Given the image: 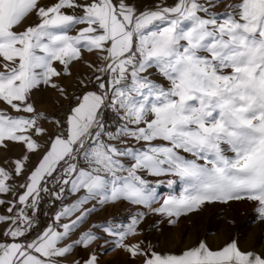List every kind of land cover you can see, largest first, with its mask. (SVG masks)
I'll return each instance as SVG.
<instances>
[{
	"label": "snow or ice",
	"instance_id": "snow-or-ice-1",
	"mask_svg": "<svg viewBox=\"0 0 264 264\" xmlns=\"http://www.w3.org/2000/svg\"><path fill=\"white\" fill-rule=\"evenodd\" d=\"M222 3L0 0V148L23 149L0 165V264H68L77 248L70 264H102L97 241L132 264H264L236 239L161 251L144 236L215 204L251 203L264 224V0ZM46 88L69 101L62 119L36 107ZM44 196L59 207L32 235Z\"/></svg>",
	"mask_w": 264,
	"mask_h": 264
},
{
	"label": "rangeland",
	"instance_id": "rangeland-1",
	"mask_svg": "<svg viewBox=\"0 0 264 264\" xmlns=\"http://www.w3.org/2000/svg\"><path fill=\"white\" fill-rule=\"evenodd\" d=\"M42 2L51 3L53 0H42ZM132 2L139 6H146L150 5L153 0H132ZM173 2L174 0H167L168 4H172ZM233 2L234 0H224V3L220 4L216 11L220 12L226 10L227 5H231ZM32 22H34V19L29 21V23ZM85 56L88 61L96 60L95 56L88 55L87 53H85ZM72 73V78L63 81L68 90L78 89L77 81L82 74H88L89 69L83 64L78 63L72 68ZM39 93L49 102H56L62 99L57 92L51 88H46ZM160 191L167 195L170 190L164 187L160 189ZM180 191L181 185L177 183L175 186V194H179ZM58 207L59 204L57 202L56 208L53 211L50 212V210L45 209L44 217L49 216L46 225L51 223V217ZM127 211V209L122 210L118 206L108 208L94 215L88 224L84 225V229H87L91 224L97 221L112 220L113 217L123 218L127 215ZM156 219L159 218L150 217L146 227L150 226L152 221ZM37 221L40 222L38 217ZM84 229H81V231ZM144 236L153 244L157 245L161 251H179L182 248L194 245L200 240H206L214 247H219L229 239H236L239 242L240 237L249 240L246 246L240 244L242 247L264 251V248L261 249V247L264 246V224L260 221L254 205L247 202L207 206L198 214H193L187 218H181L180 222L174 227L161 224L159 225V230L146 231ZM93 248L97 250L102 264H132L129 255L119 248L113 251L111 243L104 245L103 241H97L96 244L93 245ZM105 248L108 249L107 254H105ZM80 251L81 250L77 248V256L68 257V264L79 256ZM84 255H87V252H85Z\"/></svg>",
	"mask_w": 264,
	"mask_h": 264
},
{
	"label": "crops",
	"instance_id": "crops-1",
	"mask_svg": "<svg viewBox=\"0 0 264 264\" xmlns=\"http://www.w3.org/2000/svg\"><path fill=\"white\" fill-rule=\"evenodd\" d=\"M62 100L64 99H60L56 102H49L47 99H44L39 92H37L34 96L35 105L42 112L50 111L53 107H55ZM5 107L6 106L4 104L0 103V108H5ZM49 129L54 131V126L50 127ZM9 148H10L9 151H5L3 148H0V165H3L6 159L14 160L23 154V149L17 145H9ZM38 159H39L38 156H36V158L35 156L32 157L31 164H29L28 166L29 169H31V167L36 164ZM18 183H23V177L20 178V181ZM0 211H2V209H0Z\"/></svg>",
	"mask_w": 264,
	"mask_h": 264
},
{
	"label": "built area",
	"instance_id": "built-area-1",
	"mask_svg": "<svg viewBox=\"0 0 264 264\" xmlns=\"http://www.w3.org/2000/svg\"><path fill=\"white\" fill-rule=\"evenodd\" d=\"M69 93L71 95H76L79 93V90L78 89H71V90H69ZM71 103H75V101L73 100ZM68 107H69V101L64 99L62 102L58 103L55 107H53L50 111L43 112V113L49 114L52 118L62 119L64 117L65 112L68 110ZM52 126L53 125L51 124L50 121L44 123L45 128H50Z\"/></svg>",
	"mask_w": 264,
	"mask_h": 264
},
{
	"label": "trees",
	"instance_id": "trees-1",
	"mask_svg": "<svg viewBox=\"0 0 264 264\" xmlns=\"http://www.w3.org/2000/svg\"><path fill=\"white\" fill-rule=\"evenodd\" d=\"M49 198L47 196H44L41 205L37 211V217L40 220V222L37 223V227L35 229V231L33 232L32 235H35L37 233H39L45 226H46V222L48 221L49 216H45L44 217V211L45 209L53 211L56 208V203H49Z\"/></svg>",
	"mask_w": 264,
	"mask_h": 264
},
{
	"label": "bare ground",
	"instance_id": "bare-ground-1",
	"mask_svg": "<svg viewBox=\"0 0 264 264\" xmlns=\"http://www.w3.org/2000/svg\"><path fill=\"white\" fill-rule=\"evenodd\" d=\"M219 205V204H218ZM218 209V208H217ZM249 219H251V218H249ZM253 219V218H252ZM256 225H257V223H256ZM219 239V238H218ZM248 242H249V240H245V239H243L242 237H240L239 238V243L241 244V245H243V246H246L247 244H248ZM251 243V242H250ZM264 248V246H262L261 247V249H263Z\"/></svg>",
	"mask_w": 264,
	"mask_h": 264
}]
</instances>
